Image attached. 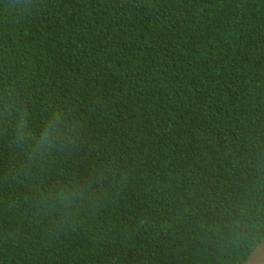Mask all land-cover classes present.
I'll return each mask as SVG.
<instances>
[{"label":"trees","instance_id":"trees-1","mask_svg":"<svg viewBox=\"0 0 264 264\" xmlns=\"http://www.w3.org/2000/svg\"><path fill=\"white\" fill-rule=\"evenodd\" d=\"M263 240L264 0H0V264Z\"/></svg>","mask_w":264,"mask_h":264},{"label":"water","instance_id":"water-1","mask_svg":"<svg viewBox=\"0 0 264 264\" xmlns=\"http://www.w3.org/2000/svg\"><path fill=\"white\" fill-rule=\"evenodd\" d=\"M245 264H264V240L254 247Z\"/></svg>","mask_w":264,"mask_h":264}]
</instances>
